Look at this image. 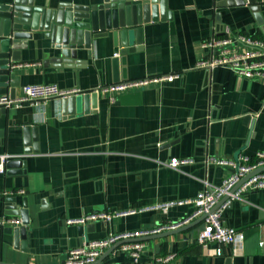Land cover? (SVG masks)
Here are the masks:
<instances>
[{"label":"crops","instance_id":"0c3cea01","mask_svg":"<svg viewBox=\"0 0 264 264\" xmlns=\"http://www.w3.org/2000/svg\"><path fill=\"white\" fill-rule=\"evenodd\" d=\"M4 1L9 0L0 3ZM64 2L87 5L94 0H34V6L51 9ZM165 2L170 18L142 26V49L119 57L118 83L176 73L179 78L125 90L113 103L98 93L95 109L88 103L84 112L76 102L72 115L66 109L62 114L60 99L48 100L40 109H8L0 156H9L15 166L0 174V192L23 191L4 198L15 197L19 208L26 201V241L32 253L15 250L12 237L1 232V262L63 264L67 251L80 246V226L92 225L90 232L84 231L83 245L110 234L180 222L192 215V205H174L166 214L142 210L110 222L66 223L93 213L193 199L203 181L218 186L228 175L210 160L264 152V84L239 78L227 68L198 67L207 55L201 44L213 28L219 34L228 29L264 40V3L253 12L249 4L216 8L215 0ZM26 44L14 70L20 79L15 98L27 85H54L83 95L115 84L114 55L105 40L94 42L90 59L86 51H78L77 59L85 65L62 69L51 61L56 51L42 33H34ZM175 158L192 163L167 167ZM222 223L241 232L243 240L222 246L221 256L216 255L217 244L197 243L200 222L173 236L138 242L143 245L141 261L173 254L167 264H264V188L233 201ZM125 261L126 254L117 248L102 262Z\"/></svg>","mask_w":264,"mask_h":264},{"label":"water","instance_id":"95a60500","mask_svg":"<svg viewBox=\"0 0 264 264\" xmlns=\"http://www.w3.org/2000/svg\"><path fill=\"white\" fill-rule=\"evenodd\" d=\"M264 0H215L216 8L250 5V10L257 12L259 4ZM260 21V15H255ZM170 18L166 10L165 0H94L87 5H76L71 2L59 3L55 8L36 7L34 0H9L0 3V99L7 97L15 99V90L20 86V79L15 76V67L20 60V52L27 48V42L33 39L34 33H42L44 39L50 40L51 49L56 51V56L51 61L58 64L57 69L77 68L85 65V61L77 59L78 51H86L87 59L91 58V50L94 42L105 40L111 47L113 58V82L118 83L119 57L131 54L142 49V26L151 22L165 21ZM79 97V99H77ZM98 100V92L73 95L62 98L59 105L64 114H73L72 106L81 102L86 107L91 104L95 109ZM8 109L0 107V136L4 134L6 127V115ZM27 129L24 135H27ZM15 166L14 162H7L5 167ZM259 169L246 176L240 184L245 182ZM226 199H222L220 203ZM15 197H0L3 206V215L18 217L20 227L5 228L0 230L5 235L12 237L13 247L21 252L32 251L27 249L26 233L28 231L29 218L26 201L22 200V207L14 206ZM218 204V205H219ZM204 217L183 225L173 230L116 242L113 246L95 262L101 263L105 257L120 248L124 244L140 242L143 240H158L179 234L202 222ZM203 229V225L199 230ZM92 225L77 229V237L80 246L84 241V231L90 232ZM87 243V242H86ZM76 246V244H75ZM0 264H8L0 261Z\"/></svg>","mask_w":264,"mask_h":264},{"label":"built area","instance_id":"2783aa9c","mask_svg":"<svg viewBox=\"0 0 264 264\" xmlns=\"http://www.w3.org/2000/svg\"><path fill=\"white\" fill-rule=\"evenodd\" d=\"M213 28L211 35L202 42V48L207 52L206 59L198 67L212 69L223 67L231 70L236 76L245 80L259 81L264 84V40L252 35L231 32L226 29L222 34ZM180 77V74H169L157 78H142L134 81L115 83L104 86L97 90L108 98L110 103L115 101V95L132 88H140L148 85L171 81ZM22 96L10 100L7 97L0 99V107L6 109L20 108L29 105L35 109H40L48 100L67 98L79 94L78 90L61 91L54 85H27L21 88ZM9 156H0V174L5 171V165ZM213 164L225 167L228 175L221 184L214 186L203 181V187L193 198L178 202L159 204L149 208H134L120 213H93L77 220H67L68 225H85L90 222H110L112 218L121 215L135 214L142 210H160L166 214L168 209L174 205H192L194 212L191 216L184 218L180 222L165 223L154 229L147 231L124 232L120 234H110L106 238L94 240L69 249L65 255L63 264H95L102 256L103 252L113 246L116 242L134 238L145 237L169 230L176 229L189 224L194 218L204 217L202 220L203 229L198 232L196 241L200 245L208 243L217 244L216 255H222V246L233 245L243 240V234L223 225L222 216L229 205L235 200H241L242 196L250 191H259L264 188V171L257 172L245 182H240L248 175L264 168V152H258L253 157L239 156L236 159H212ZM192 163L191 160L171 159L167 167L178 169L182 165ZM22 194L23 191L0 192V197H7L14 194ZM226 199L224 202H219ZM219 204V205H218ZM21 225L19 218L11 216H0V229L14 228ZM143 245L141 243H128L120 247V252L126 254L125 262H101L99 264H167L173 258V254H167L162 258L153 261L142 262L141 253Z\"/></svg>","mask_w":264,"mask_h":264}]
</instances>
